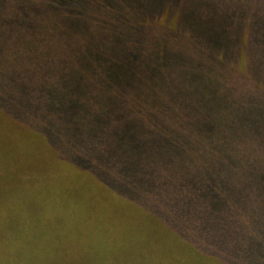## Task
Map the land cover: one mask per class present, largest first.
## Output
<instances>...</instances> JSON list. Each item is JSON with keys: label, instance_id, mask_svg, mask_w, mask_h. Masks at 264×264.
<instances>
[{"label": "trees", "instance_id": "1", "mask_svg": "<svg viewBox=\"0 0 264 264\" xmlns=\"http://www.w3.org/2000/svg\"><path fill=\"white\" fill-rule=\"evenodd\" d=\"M226 1L0 0L1 109L44 157L0 183V264H264V46Z\"/></svg>", "mask_w": 264, "mask_h": 264}, {"label": "rangeland", "instance_id": "2", "mask_svg": "<svg viewBox=\"0 0 264 264\" xmlns=\"http://www.w3.org/2000/svg\"><path fill=\"white\" fill-rule=\"evenodd\" d=\"M18 0H13L16 3ZM239 0L237 3L227 0L223 4L226 6L235 7L236 4L239 5L243 3L245 9H243L244 14H246L245 18H240V25L244 29V44L245 47H253L254 43L250 40H257L261 42L262 46H264V0ZM2 11H0V23L2 22ZM9 17L15 21L16 15L12 13H8ZM178 35H175L173 32H166L164 37L169 39L173 38H183L185 36L188 37L190 42L195 45L194 47L198 48H211L214 47L213 42L216 40H221L223 38H217L218 34L212 32L209 28L205 29V32H200V30H191L188 35L182 33V30L174 31ZM15 35V31H11L8 35L5 36L4 31L0 28V91L1 84L4 81V73L3 67L4 64L9 63H18L23 53V48L19 43H13V38ZM125 36H131L130 31L125 32ZM233 38H237V35H234ZM264 67V60L261 64ZM121 67V66H119ZM16 93L18 91H15ZM3 105L0 104V183H4V178L6 176L13 174L11 169H16L13 165H10V162H14L20 164L19 167L31 163L32 170L36 169L41 163L40 160H44L42 155H39L38 152L33 151V147L38 145V139L34 137V135L29 134L26 129L21 128L20 124H15V120L6 112V110H2ZM15 124V125H14ZM22 141L29 143L27 147L22 145ZM31 148V149H30ZM34 162V164H33ZM29 181H33L31 178ZM18 186V185H17ZM19 188V189H18ZM16 187L13 184L12 191H17L20 193L19 198L23 199L25 196L24 191H21V187ZM34 190H38V188H34ZM38 191H36L38 193ZM32 207H37L39 204L31 203ZM30 205V206H31ZM33 209V208H32ZM40 210V208H37ZM159 231L165 236H171L169 232H167L161 225L159 226ZM157 230L150 231L149 236L153 233H156ZM165 240H159L162 242ZM148 264H156V261L152 262L151 259Z\"/></svg>", "mask_w": 264, "mask_h": 264}]
</instances>
